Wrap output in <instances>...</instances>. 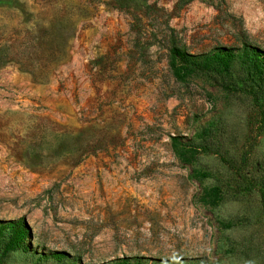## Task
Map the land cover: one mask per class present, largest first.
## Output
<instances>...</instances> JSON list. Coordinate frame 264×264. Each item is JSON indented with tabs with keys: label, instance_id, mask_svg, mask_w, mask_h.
<instances>
[{
	"label": "rangeland",
	"instance_id": "1",
	"mask_svg": "<svg viewBox=\"0 0 264 264\" xmlns=\"http://www.w3.org/2000/svg\"><path fill=\"white\" fill-rule=\"evenodd\" d=\"M115 2L0 0V264H264L262 99L170 52L264 49V0Z\"/></svg>",
	"mask_w": 264,
	"mask_h": 264
},
{
	"label": "trees",
	"instance_id": "2",
	"mask_svg": "<svg viewBox=\"0 0 264 264\" xmlns=\"http://www.w3.org/2000/svg\"><path fill=\"white\" fill-rule=\"evenodd\" d=\"M114 1V0H113ZM131 0H118L115 5L118 8L124 9L133 14V7L130 5ZM136 3H141L147 11L156 10L154 4H149L146 0H132ZM114 5V2H113ZM136 19L137 15L134 13ZM135 21V19H134ZM171 52V67L174 74L179 79H185L196 72H203L211 75H219L220 78L232 75L233 67L236 64L241 66L244 74V83L239 88H231L229 90H240L243 93L251 95L257 102H260L261 107H264V49L243 42L240 47L219 46L213 51L199 55L192 54L186 49L178 45H173ZM236 89V90H235ZM183 159H186L185 152H179ZM197 175L200 172H196ZM201 175L205 176L204 172ZM251 188L255 187V183L251 179H247ZM261 202L264 207V187L259 188ZM222 190L219 186L207 188L201 199L203 202L212 206L218 205L222 200ZM6 231L9 232V239L4 245V254L11 251L23 248L29 234V229L23 219L9 220L6 222L0 221V239L5 236ZM64 252L56 251L51 255L59 260L65 257ZM75 264V261L72 262ZM120 264H130L127 261H122ZM134 264H140L136 262Z\"/></svg>",
	"mask_w": 264,
	"mask_h": 264
}]
</instances>
